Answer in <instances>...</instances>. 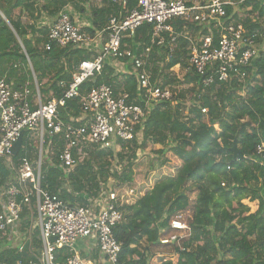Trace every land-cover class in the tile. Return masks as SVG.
<instances>
[{"label": "trees", "instance_id": "1", "mask_svg": "<svg viewBox=\"0 0 264 264\" xmlns=\"http://www.w3.org/2000/svg\"><path fill=\"white\" fill-rule=\"evenodd\" d=\"M75 1L84 4L89 0H0V13L8 22L6 24L0 16V80L12 83L16 90L27 88L34 94L28 59L41 99L48 101L62 97L65 88L59 84L67 87L78 65L90 57L85 50L78 48L59 49L51 45L50 50L45 51L47 29L35 30L24 24L21 14L32 16L43 12L56 17L64 11L65 5ZM105 2L107 7L92 11V26L83 31L94 35L118 14L117 6L108 0ZM233 8L226 7L227 23L242 24L249 35L257 36L256 43L259 42L257 34L263 33L264 29L260 23L252 22L251 17L263 19L264 23V6L256 0H244L240 11ZM74 9L82 11L77 3ZM16 12L19 16L15 18ZM172 25L179 32L184 23L176 20ZM152 30L150 25L140 26L132 37L123 39L122 44L129 47L138 44L141 52L149 46ZM178 44L165 66L166 71L176 65H186V42L179 39ZM154 51L156 53V49ZM154 51L150 64L153 81L160 77L156 66L159 58ZM119 61L126 63L127 59ZM252 70H255L253 74L258 81L253 86L246 84L245 98L236 94V89L241 88L236 82L215 83L206 89L201 99L196 100V105L191 106L192 100L188 101L185 93L194 96L196 86L187 88L178 94L179 101L175 106L157 104L145 123L142 141L120 144L121 151L116 158L111 151L93 150L90 152L92 162L88 160L79 165L66 178L56 168L44 171L46 168L43 167L42 190L50 194L60 192L63 201L84 204L83 198H76L74 194L97 197L100 183L105 186L112 178L116 193L124 194V204L120 208L123 221L113 229L115 239L121 245L119 264H264V161L254 156L260 133L264 134V53L257 56L249 71ZM106 71L108 75L104 74ZM111 75L112 72L105 68L95 83L110 85L115 91L123 88L132 97L136 95L133 77L117 82L110 78ZM163 83L176 85L178 82L164 75ZM179 83L187 87L190 83L198 84L199 78L187 74ZM90 86V82L83 84L81 93L84 95ZM79 103L80 98L66 101V108L77 114ZM199 107L208 109L206 116L201 114ZM51 140L60 139H48ZM147 141L163 146L156 156L145 152ZM26 144L27 135L24 134L22 145ZM234 147L242 154L237 161H233ZM125 149L130 150L125 164L120 172H113L112 165L123 162L125 156L121 152ZM23 155L19 152L13 157L16 165ZM107 156L115 162H107ZM146 157H151L152 162L147 164L143 180L139 181L136 175L141 173V161ZM167 167L170 168L167 170ZM8 176L9 172L2 167V184ZM64 180L71 190L69 194L62 189ZM129 190L131 193H126ZM191 190L197 191L193 205L187 194ZM245 199L258 202L255 213L247 215L249 209L241 203ZM189 209V236L178 244L169 245L170 252L163 255L151 253L150 248L161 247L159 240L171 233V220ZM21 219L25 235L31 226L25 208ZM28 239V249L23 247L25 242L9 247L10 242L0 240V264H38L41 251L39 230L34 228ZM143 241L147 246L141 249ZM65 259L62 250L56 251V263H63Z\"/></svg>", "mask_w": 264, "mask_h": 264}, {"label": "built area", "instance_id": "2", "mask_svg": "<svg viewBox=\"0 0 264 264\" xmlns=\"http://www.w3.org/2000/svg\"><path fill=\"white\" fill-rule=\"evenodd\" d=\"M108 2L118 7V14L109 19L99 34L83 31L84 27L67 11H61L46 28L48 44L44 46L45 51H49L51 45L59 49L78 48L90 57L78 65L67 87L59 84L65 88L61 98L41 99L30 64L34 94L27 88L16 90L12 83L0 80V235H18L25 208L30 223L36 220L40 234L38 264H97L80 257L77 245L83 240H90L98 248L105 264H119L121 245L116 241L113 229L123 221L120 208L124 204V194H118L110 187L106 193L101 187L98 196L93 198L85 193L74 194L76 198L82 197L84 204L63 201L60 192L50 194L42 190L43 167L46 168L44 171L56 168L66 178L90 158L93 150L111 151L116 157L120 144L127 145L135 140L140 143L153 108L160 103L175 106L179 101L178 94L184 92L178 93L174 84L165 85L164 75L178 82L175 73L181 70L184 77L190 74L199 78L198 84L190 83L186 87L196 86L191 103L194 106L215 83L236 82L246 87L250 80L249 70L259 55L257 36L249 35L240 23H227L226 7L237 5L233 0ZM176 20L184 23L179 32L172 25ZM143 25L153 27L149 46L140 52L138 44L132 47L122 44L123 39L132 37ZM100 36L105 38V43L97 56H91L93 45ZM179 39L186 42V65H176L166 71L165 66L178 49ZM153 51L159 58L156 66L160 75L154 81L150 68ZM108 58L127 59L126 63L131 67L128 76L134 78L137 87L134 97L125 90L117 92L110 85L95 83ZM86 82L91 86L83 95L81 86ZM75 98H80L77 114L66 108V101ZM189 108L190 104L187 110ZM199 108L206 116L208 109ZM213 127L217 130V125ZM24 134L27 144L21 145L19 152L24 155L16 165L11 150ZM33 137L39 150L36 156L29 145ZM259 137L254 156L264 161V136ZM49 138L60 140L53 142L48 141ZM2 167L9 172L3 184ZM62 189L68 194L71 192L67 181ZM169 226L171 233L159 240L162 246L178 244L190 234L183 213L177 214ZM58 250L66 256L63 263L55 262Z\"/></svg>", "mask_w": 264, "mask_h": 264}, {"label": "crops", "instance_id": "3", "mask_svg": "<svg viewBox=\"0 0 264 264\" xmlns=\"http://www.w3.org/2000/svg\"><path fill=\"white\" fill-rule=\"evenodd\" d=\"M107 0H89L87 2H85L84 4L79 3V1H75L74 4H78V6H80L81 8V12H78L77 10L74 9V4H70V5H65V9L64 11H67L68 13H70V15L72 16V18L81 26L84 28H90V26H92V11L96 10V9H102L108 6V3L105 2ZM191 3H201V2H205L207 0H189ZM259 1L261 3V5L264 6V0H256ZM235 2V1H234ZM244 2V0H239L237 3V5L233 8L234 10H238L240 11V7L242 6V3ZM248 10V9H247ZM245 11V10H244ZM243 12V11H242ZM1 18L3 19V21L8 24L7 20L3 17V15L0 13ZM19 14H17V12L15 13V18L18 17ZM55 17H50L47 14L43 13V12H37L36 14H33L32 16H30L28 13H23L21 14V20L24 24L28 25V26H32L35 30H41L42 28H47L53 21H54ZM252 22H257L260 23V25L262 26V28L264 29V23H263V19H257L255 16L251 17ZM102 31V30H101ZM101 31H96V34H99ZM192 35H194L193 32H191ZM259 35V39L260 41L257 42V46H258V50H259V54L260 53H264V32L257 34ZM105 43V38L103 37H99V39H97L93 45V51L90 53L91 56H97V52L100 50L101 46ZM106 69H109L112 72V75L110 76V78L115 79L117 82H125L126 78L128 77V74L131 72V67L129 64L127 63H123L119 60H115L113 58H108L106 59V61L104 62V71ZM255 72V70H252V72H250V77H249V81L248 84H250V86L254 85L257 81H258V77L255 76V74H253ZM105 75H108L107 71L106 73L104 72ZM256 78V80H255ZM256 81V82H255ZM118 87V86H116ZM124 90L123 88H121L119 91L120 92ZM247 92V87H242L239 89H236V94L238 96H240L241 98L245 97ZM244 93V94H242ZM261 136H264V134L262 135V133H260ZM26 243V242H25ZM29 247V246H28ZM165 247H169V246H161V248H165ZM77 250L78 253L80 255V257L83 260L86 261H93L97 264H105L104 259L100 256L99 252H98V248L90 241V240H83L81 241L78 245H77Z\"/></svg>", "mask_w": 264, "mask_h": 264}, {"label": "rangeland", "instance_id": "4", "mask_svg": "<svg viewBox=\"0 0 264 264\" xmlns=\"http://www.w3.org/2000/svg\"><path fill=\"white\" fill-rule=\"evenodd\" d=\"M175 74L179 78L178 79L179 80L178 83H175L176 86L174 85L176 87V89H177V92L179 93V91H181V90H183L185 92V90L187 89L186 86L185 85H181L179 83V82H181L183 80L184 73L180 70V71H178ZM242 94H244V93H242ZM185 95H186L185 97L188 99V101L192 100V96H189L188 93H186ZM245 97H246V95H245ZM245 97H243V98H245ZM29 145H30V148L34 151L35 156H36V154H38L39 150H38V144L36 142L35 137H33L30 140ZM162 148H163V146H161V145H155L151 141H147L146 142V147L144 149H145V152L151 154V156H156L157 155L156 152L159 151V150H161ZM120 151L121 150H119L118 152L116 151L115 152V156L117 154H119ZM121 153L124 154L125 158H124V160H123L122 163L117 162L118 165L117 164L116 165L115 164L112 165L111 170L113 172L114 171H117V172H120L121 171V166H123L125 164L126 157L130 154V150L128 151L127 149H125ZM92 159L93 158L90 157L88 160L91 161ZM43 161L45 163L46 160L43 158ZM106 161L112 163L113 162V158L111 156H107ZM141 162H143L142 163V167H141V173H139V174L136 175V178L139 179V181L140 180H143V177H142L143 170L145 171L147 169V164L149 162H152V159H151V157H146ZM156 166H158V164H156ZM169 168L167 167V170ZM137 170H139V169H137ZM167 174H171V173L168 172ZM102 184L100 183V188L102 187V191H104L105 193L109 190L108 189L109 187H111L112 190H115L116 183L113 181L112 178L108 179V181L105 184V186H103ZM129 192H131V190H129ZM187 194L189 196L190 204L193 205V203H194V201L196 199L197 191L196 190H191ZM118 197H121V195H119ZM241 203L249 209V213L247 215L255 213L257 211V209H258V202L257 201L251 202L249 199H245ZM183 215H184L185 220L188 222L189 217L191 216V210L189 209V211L184 212ZM31 223H32L31 224V228H30V230H28V232L25 235H23L24 233L22 231L23 228H22V222H21V227L19 229L18 235H16V236H14V235L13 236H10L9 234H6L5 237H3L2 235H0L1 242L2 243L10 242L9 245H8L9 247H11V246L12 247H15V246H18V245H22L24 242H27L28 241L27 239L30 238V236L34 232V228L37 227L36 226V220L32 221ZM146 246L147 245H146V242L145 241H143L141 243V245H140L141 249H144ZM171 250L172 249L169 248V247H165V248H161V247H151L150 248V252L151 253L158 254V255H163V254H165L167 252H170Z\"/></svg>", "mask_w": 264, "mask_h": 264}, {"label": "water", "instance_id": "5", "mask_svg": "<svg viewBox=\"0 0 264 264\" xmlns=\"http://www.w3.org/2000/svg\"><path fill=\"white\" fill-rule=\"evenodd\" d=\"M27 62H28V64H30L28 59H27ZM22 142H23V138L21 135L11 150V154L13 157L18 155L19 150H20L21 145H22ZM233 153H234L233 161H237V160L242 158V154L237 150L236 147L233 148ZM28 246H29V241H27L24 244V249H28Z\"/></svg>", "mask_w": 264, "mask_h": 264}]
</instances>
